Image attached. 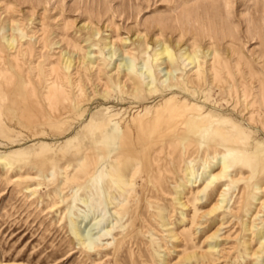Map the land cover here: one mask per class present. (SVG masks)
I'll use <instances>...</instances> for the list:
<instances>
[{
  "label": "rangeland",
  "instance_id": "374dc122",
  "mask_svg": "<svg viewBox=\"0 0 264 264\" xmlns=\"http://www.w3.org/2000/svg\"><path fill=\"white\" fill-rule=\"evenodd\" d=\"M106 134L128 197L93 188ZM263 238L264 0H0V264H264Z\"/></svg>",
  "mask_w": 264,
  "mask_h": 264
},
{
  "label": "bare ground",
  "instance_id": "6f19581e",
  "mask_svg": "<svg viewBox=\"0 0 264 264\" xmlns=\"http://www.w3.org/2000/svg\"><path fill=\"white\" fill-rule=\"evenodd\" d=\"M165 53H166V50H165ZM188 59L195 64L198 63V62H196V58L194 56L189 55ZM129 70L131 72H133L134 65L129 66ZM149 74H151V73H149ZM191 138H192V135H187L184 138V140H183L184 148L189 147L190 144H186L185 142L189 141ZM115 140H116V137H114V138L109 137L107 134L103 135L102 141H101L100 145L98 146V148L96 149L95 154L93 155L91 153H88L86 155V158H85L86 161L85 162H87L89 168H91L92 166H95V165L101 166L100 171L98 172V175L96 177V180H95V182H93V188L96 184H99L100 185L99 190L102 191V194H103L104 193V186L103 185H107L109 190L115 189V188L120 189V190H122L123 196L128 197V196H130L131 192L133 191V188H131V187L134 186L133 178L138 174V171H139V169H138L139 161L136 159L127 158V168H125L123 166L124 164L122 161L124 156H122V154L120 153L121 149L117 148L118 146L117 147L115 146ZM247 161H248V159H247ZM241 162H242V159L240 158L238 151L228 150L226 152V154H224L223 157L221 158V160L218 162L220 171L218 173L209 172V176H208L209 178L206 180V185L204 186V188L201 191L198 192V194H200V195L212 194V192L215 191L216 189H218L219 187L222 188L220 198L217 200V203L209 210V213H208L209 215H212L213 213H215L217 211L225 209V204L227 202V195L235 183L234 180L232 179L231 175H230V170L232 168L231 163L239 164ZM88 171H89V169H88ZM88 171L86 170V173H89ZM128 173H130V175L132 177L130 182L127 181L128 177L130 176V175H128ZM196 180H193L192 183L195 184ZM227 180H229V183L227 185L226 184L223 185V183H225ZM120 202H121V200H120ZM73 208H74V206H73ZM226 212H227V210H226ZM196 218H197V215H196ZM110 230H112V229H110ZM108 232H111V231L108 230ZM77 235L81 239H84V237L82 235H80L79 233ZM105 236H106V234H102L99 236V239H102ZM83 241L85 242V239ZM263 244H264V241H263ZM192 258H193L192 256H189L187 260L190 262L192 260Z\"/></svg>",
  "mask_w": 264,
  "mask_h": 264
}]
</instances>
